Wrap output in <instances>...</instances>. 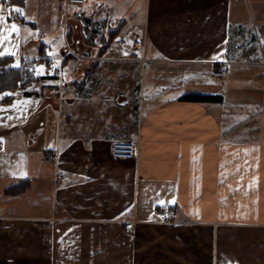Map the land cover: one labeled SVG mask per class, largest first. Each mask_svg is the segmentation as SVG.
Wrapping results in <instances>:
<instances>
[{
  "label": "crops",
  "instance_id": "0c3cea01",
  "mask_svg": "<svg viewBox=\"0 0 264 264\" xmlns=\"http://www.w3.org/2000/svg\"><path fill=\"white\" fill-rule=\"evenodd\" d=\"M64 6L0 0V58L35 76L0 92V264H264V0ZM116 26L145 61L98 54Z\"/></svg>",
  "mask_w": 264,
  "mask_h": 264
},
{
  "label": "trees",
  "instance_id": "16d2710c",
  "mask_svg": "<svg viewBox=\"0 0 264 264\" xmlns=\"http://www.w3.org/2000/svg\"><path fill=\"white\" fill-rule=\"evenodd\" d=\"M10 3L16 4V5H23L24 0H8ZM121 32V27H108L101 31H98L97 29H93L92 33L90 34L91 40L97 36H99L98 41V54L104 55L107 48L113 43L114 37ZM10 59L6 57L0 58V64H6ZM35 78L33 75L32 70L30 69L29 65H26L25 63L21 64L20 66H11L8 70H0V92L10 91L17 88H26L28 84ZM25 93L31 94L33 93L30 90L24 89ZM13 95L12 94H6L1 99L0 102H9L12 100ZM187 99L190 100H200V101H206V100H216L220 98L218 95H212V94H201V93H195V94H188L186 96ZM27 183H19V184H13L6 188V192L8 193H18L25 189Z\"/></svg>",
  "mask_w": 264,
  "mask_h": 264
},
{
  "label": "built area",
  "instance_id": "2783aa9c",
  "mask_svg": "<svg viewBox=\"0 0 264 264\" xmlns=\"http://www.w3.org/2000/svg\"><path fill=\"white\" fill-rule=\"evenodd\" d=\"M86 0H65L66 8L71 5H82ZM13 13L11 12V16ZM142 32L139 30H130L123 35L114 37L113 43L107 48L104 56L109 58L111 55H116L121 59L130 57L132 59H140L145 61V57L142 54L144 45L142 42ZM8 69L7 64H0V70ZM218 71H222V67L216 68ZM48 157H51L48 155ZM161 220L163 222H172L174 220V215L171 210L161 209L159 211Z\"/></svg>",
  "mask_w": 264,
  "mask_h": 264
},
{
  "label": "rangeland",
  "instance_id": "374dc122",
  "mask_svg": "<svg viewBox=\"0 0 264 264\" xmlns=\"http://www.w3.org/2000/svg\"><path fill=\"white\" fill-rule=\"evenodd\" d=\"M71 6H69L67 9L64 8L62 9V12H61V21H62V26H60L62 28V30H64L63 28V23L64 21H66L68 18H70V13H71V9H70ZM143 35V34H142ZM58 64H61V62L59 63L58 61H54L52 63V66L51 67H58ZM20 91L17 90L16 92H14L15 94H18ZM5 93H11V92H5ZM4 93V94H5ZM51 96V94H50ZM52 97V96H51ZM46 98V93L43 92V93H39L38 95H34L31 99L32 101V107H29V108H32L31 112H33L34 108H36L37 106L40 105L41 102H43ZM3 104H0V107H2ZM10 112H12V110L9 108ZM51 112V115H54L56 116L57 115V110L56 108L53 106V104H51L50 102V105L48 107V114ZM38 113H42L41 111H39Z\"/></svg>",
  "mask_w": 264,
  "mask_h": 264
},
{
  "label": "snow or ice",
  "instance_id": "6c2138e0",
  "mask_svg": "<svg viewBox=\"0 0 264 264\" xmlns=\"http://www.w3.org/2000/svg\"><path fill=\"white\" fill-rule=\"evenodd\" d=\"M13 11H15V12H22V10L21 9H19V8H15V9H13ZM4 20H5V18L3 17V16H0V23H4ZM11 29L13 30V31H16V30H18L17 29V25H15V24H12L11 25ZM6 38V37H5Z\"/></svg>",
  "mask_w": 264,
  "mask_h": 264
}]
</instances>
